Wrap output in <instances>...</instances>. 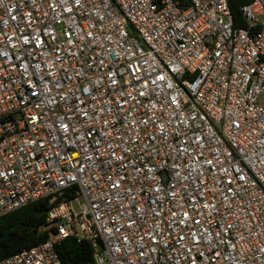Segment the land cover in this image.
I'll list each match as a JSON object with an SVG mask.
<instances>
[{
  "label": "built area",
  "instance_id": "built-area-1",
  "mask_svg": "<svg viewBox=\"0 0 264 264\" xmlns=\"http://www.w3.org/2000/svg\"><path fill=\"white\" fill-rule=\"evenodd\" d=\"M239 9L0 0V216L51 204L0 264L68 237L92 264H264V0Z\"/></svg>",
  "mask_w": 264,
  "mask_h": 264
},
{
  "label": "trees",
  "instance_id": "trees-1",
  "mask_svg": "<svg viewBox=\"0 0 264 264\" xmlns=\"http://www.w3.org/2000/svg\"><path fill=\"white\" fill-rule=\"evenodd\" d=\"M248 2L227 0L234 26H245L239 7ZM65 198L66 194H63L56 202ZM50 207L48 199H40L0 216V260L37 246L48 238L43 227L48 224L46 217ZM55 248L62 264H92V248L86 240L76 242L68 237L60 240Z\"/></svg>",
  "mask_w": 264,
  "mask_h": 264
}]
</instances>
